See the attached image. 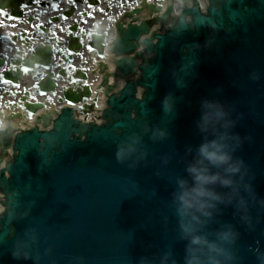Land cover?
Here are the masks:
<instances>
[{
  "label": "water",
  "instance_id": "95a60500",
  "mask_svg": "<svg viewBox=\"0 0 264 264\" xmlns=\"http://www.w3.org/2000/svg\"><path fill=\"white\" fill-rule=\"evenodd\" d=\"M200 13L198 3L191 9L185 6L182 27L154 35L157 44L144 40V51L139 40L151 25H130L127 30L119 25L111 49L120 76H134L139 67L144 72L141 85L148 90L140 101L137 85H128L114 98L110 91L115 87L109 85L111 109L104 118L110 125H89L87 138L71 136L88 132L72 118L71 107L90 97L85 86L80 95L72 89L63 92L58 101L67 107L37 116L43 130L0 131V163L10 147L14 150L13 160L0 168V190L12 193L0 223V264H187L191 237L184 226L194 227L196 235L224 250L205 249V262L211 255L220 264H264L263 254L244 238L264 235V229L249 231L264 220V65L254 61L264 55L259 46L264 0L226 5L213 38ZM187 14L193 16L192 25L186 22ZM222 43L226 45L219 60ZM211 44L215 50L209 53ZM144 54L153 57L150 63L140 64ZM4 63L0 60V66ZM107 81L105 77L102 87ZM47 86L57 95L51 78ZM206 102L218 104L226 115L215 129L203 131ZM21 108L32 118L45 104ZM89 109L94 111V106ZM132 110L137 118H132ZM213 140L224 146L239 172L227 173V165L201 155V146ZM121 148L132 151L118 159ZM160 164L165 165L161 170ZM193 166L230 178L231 189L243 186L228 211L218 210L217 219L212 208L199 223L179 211L180 194L196 183L189 171ZM206 187L219 197L227 190L219 181ZM226 232L231 233L228 240L222 238Z\"/></svg>",
  "mask_w": 264,
  "mask_h": 264
},
{
  "label": "flooded vegetation",
  "instance_id": "af4514ba",
  "mask_svg": "<svg viewBox=\"0 0 264 264\" xmlns=\"http://www.w3.org/2000/svg\"><path fill=\"white\" fill-rule=\"evenodd\" d=\"M147 1L0 0V47L32 49L33 44L40 43L47 49L53 46L61 54L71 49L69 35L74 34L81 49L78 59L89 53L94 35L110 33L134 5L146 6Z\"/></svg>",
  "mask_w": 264,
  "mask_h": 264
},
{
  "label": "clouds",
  "instance_id": "9594fccd",
  "mask_svg": "<svg viewBox=\"0 0 264 264\" xmlns=\"http://www.w3.org/2000/svg\"><path fill=\"white\" fill-rule=\"evenodd\" d=\"M187 4L188 7L192 6L191 0H168L167 3L162 5L163 10H166L168 6L173 7V15L179 16L182 13V9ZM201 9L206 11L207 2L206 0H200ZM139 95V94H138ZM205 111L203 112L200 127L203 131H208L209 129H215L216 124H218L226 115L222 110L221 106L216 103L206 102L204 105ZM225 127L228 125L225 124ZM6 127V125L0 126V128ZM226 137H221L225 139ZM224 146L219 144L217 141L213 140L209 143H205L200 148V153L207 160L218 165H227L225 172L236 173L239 172V165L231 163V156L229 153L223 150ZM132 151V149L125 150L121 148L117 152V158L122 159L127 152ZM6 160L0 163V168L6 165ZM190 172L194 174L195 185L190 189H185L179 196V201L181 207L179 209L182 216H190L191 220L194 222H200V216H209L211 213L208 211L209 208L215 207L211 203L213 200H219L220 197L214 192L210 191L206 185L216 183L219 181L225 186L232 185L233 181L230 178L222 177L219 173L209 175L206 168H197L195 166L189 169ZM183 186V184H182ZM3 194H0V200H2ZM4 211V207L0 205V212ZM199 213L200 215H197ZM195 228L191 226H184V232L186 235L190 236L189 245V258L187 264H220V261L215 259V257L209 255L207 261L202 259V255L207 252L223 253L224 250L218 247L214 242L208 241L205 237L195 234ZM231 237V233H223L222 238L228 240Z\"/></svg>",
  "mask_w": 264,
  "mask_h": 264
},
{
  "label": "snow or ice",
  "instance_id": "6c2138e0",
  "mask_svg": "<svg viewBox=\"0 0 264 264\" xmlns=\"http://www.w3.org/2000/svg\"><path fill=\"white\" fill-rule=\"evenodd\" d=\"M23 7H27V5H22ZM90 51L92 50L91 48L89 49ZM22 71H24L25 73H27L29 70L27 68L22 69ZM41 95H46V93H41Z\"/></svg>",
  "mask_w": 264,
  "mask_h": 264
},
{
  "label": "bare ground",
  "instance_id": "6f19581e",
  "mask_svg": "<svg viewBox=\"0 0 264 264\" xmlns=\"http://www.w3.org/2000/svg\"><path fill=\"white\" fill-rule=\"evenodd\" d=\"M0 57H4V56H0ZM9 57H10V56H9ZM11 59H14V58H11ZM20 62H21V61L15 62V63L13 64V66H14L15 68L18 67V66L20 65ZM6 70H9L8 67H6Z\"/></svg>",
  "mask_w": 264,
  "mask_h": 264
}]
</instances>
